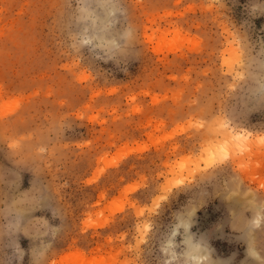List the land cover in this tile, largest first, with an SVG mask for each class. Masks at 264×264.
<instances>
[{
  "label": "rangeland",
  "instance_id": "obj_1",
  "mask_svg": "<svg viewBox=\"0 0 264 264\" xmlns=\"http://www.w3.org/2000/svg\"><path fill=\"white\" fill-rule=\"evenodd\" d=\"M0 264H264V0H0Z\"/></svg>",
  "mask_w": 264,
  "mask_h": 264
},
{
  "label": "bare ground",
  "instance_id": "obj_2",
  "mask_svg": "<svg viewBox=\"0 0 264 264\" xmlns=\"http://www.w3.org/2000/svg\"><path fill=\"white\" fill-rule=\"evenodd\" d=\"M218 131L220 134L219 136L222 138L221 142H219L217 146L213 145V147L208 148V150L204 155L206 156V158L202 157L201 159L207 167L214 165V163L218 159V155H219L218 153L221 150H225V148H227L226 144L232 139V136H234L232 130L225 126L220 128V130ZM236 136L237 138L234 140L232 144L234 147L250 145L252 143V138L247 135L238 134Z\"/></svg>",
  "mask_w": 264,
  "mask_h": 264
}]
</instances>
